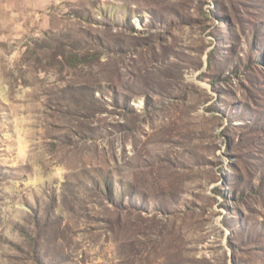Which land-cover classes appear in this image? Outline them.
Instances as JSON below:
<instances>
[{"label": "rangeland", "instance_id": "obj_1", "mask_svg": "<svg viewBox=\"0 0 264 264\" xmlns=\"http://www.w3.org/2000/svg\"><path fill=\"white\" fill-rule=\"evenodd\" d=\"M0 264H264V0H0Z\"/></svg>", "mask_w": 264, "mask_h": 264}]
</instances>
